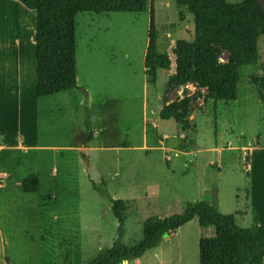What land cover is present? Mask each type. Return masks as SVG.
I'll use <instances>...</instances> for the list:
<instances>
[{
    "label": "rangeland",
    "instance_id": "rangeland-1",
    "mask_svg": "<svg viewBox=\"0 0 264 264\" xmlns=\"http://www.w3.org/2000/svg\"><path fill=\"white\" fill-rule=\"evenodd\" d=\"M255 2L264 12V0ZM35 7L36 0H0V145L14 149L0 153V264L90 261L117 238L118 223L109 199L125 204L122 243L129 247L141 239L145 220L180 214L186 203L208 200L219 213L233 214L238 226L254 225L251 216L243 217L249 155L240 147L258 143V134L264 133V105L258 100V93L264 99L260 82L264 76V22L256 20L255 64L238 70L236 100L214 104L206 98V90L190 84L167 88L165 80L175 70L176 42L193 40V17L173 0H153L157 52L171 64L169 71L157 72L155 87L162 89L159 102L163 105L164 98L189 100L183 125L173 119L161 120L156 113L157 128L149 129L148 124V130L157 134L155 140L160 139L162 146L150 145L148 151L103 150L102 139L94 135L97 128H92L94 115L87 95L78 89L84 97L78 122L86 129L78 133H91L92 139L74 151H19L16 146L33 143L35 136ZM149 13L150 9L122 19L114 15L75 17L78 58L87 72L91 59L102 66L113 54L112 60L121 63V71L125 69L126 82H132L133 101L125 117L133 141L141 125L140 90L134 78L142 74L140 57L148 36ZM27 45L26 57L34 62L32 78L28 74L22 78L16 73L15 60H6H12L16 48ZM219 61H228L224 50L219 51ZM82 106L88 110L85 114ZM31 173L38 176L40 194L47 197L43 222L39 195L20 190L21 179ZM207 194L212 196L208 199ZM198 222L193 219L126 264H199V238L210 236L200 233Z\"/></svg>",
    "mask_w": 264,
    "mask_h": 264
},
{
    "label": "trees",
    "instance_id": "trees-1",
    "mask_svg": "<svg viewBox=\"0 0 264 264\" xmlns=\"http://www.w3.org/2000/svg\"><path fill=\"white\" fill-rule=\"evenodd\" d=\"M173 2L192 15L193 40L189 44L180 40L176 42L175 70L168 77L167 88L190 84L206 90V98L214 104L235 101L239 68L256 62L259 37L256 20L264 22V12L255 0H242L238 3H228L225 0ZM152 3L153 0H36L33 22L35 95H52L76 87L73 22L75 12H146L150 9L144 68L147 83L154 84L157 71L169 69L170 62L157 52ZM220 50L228 54L227 62L219 61ZM260 82L264 89V76ZM258 100L264 105V99L259 93ZM166 101L164 98V102ZM188 102V99L183 98L178 102L164 104L159 113L160 119H173L183 125L188 117ZM81 109L84 114L85 111L88 112L85 106ZM214 129L216 130V124ZM91 139L89 133L88 141ZM40 189L41 184L36 174L31 173L21 179L20 190L23 193L39 195V214L43 222L47 211V197L40 194ZM109 203L112 215L118 223L117 238L113 244L99 251L86 263L76 261L64 264L130 263L142 257L148 250L156 248L164 234H172L194 218H201L214 228L213 236L199 238V264L264 262V224L242 228L237 225L234 215L221 214L204 201L186 203L180 214L145 220L141 226V239L131 247L122 243L125 204L122 200L112 199H109Z\"/></svg>",
    "mask_w": 264,
    "mask_h": 264
},
{
    "label": "crops",
    "instance_id": "crops-1",
    "mask_svg": "<svg viewBox=\"0 0 264 264\" xmlns=\"http://www.w3.org/2000/svg\"><path fill=\"white\" fill-rule=\"evenodd\" d=\"M142 13L145 12L112 13L106 11H97L74 13V64L76 87L71 88L69 90L57 92L52 95H46L41 97L35 96V100L33 102L35 111L34 141L33 143H29L26 145L24 143L20 144L15 147L16 150H76L80 146L74 141L79 134L78 131H80V129L83 130V132L86 131L85 125L83 126V123L78 122L80 119L79 106L84 101V97L79 91L80 89H83L85 91L87 95L88 105L94 115L93 122L95 125L92 124V128H97L94 132L95 137H99L102 139L103 143L100 144L101 149L112 151H121L127 149L148 151L152 148L149 147L150 145H163V142L160 139L155 140L157 134L148 130V124H150L149 129L157 128L156 121L154 120V115L156 113L157 115H159L163 106V103L159 102L160 96L162 95V89H156V82L154 84H148L146 81L144 56L147 49L148 36L145 41L142 57H140V64L143 67L141 70L142 74L134 78V80L139 85L141 109V125L137 135V140L135 141L131 140L132 133L125 117L127 115V111L131 109V103L133 101V95L131 94L132 82H126V79L124 77V75H126L125 69L121 71V63L117 59L112 60L111 57L113 54L109 56L108 60H105L103 62L102 66L99 65V63L96 62L94 59H91L90 63L88 62L90 68L89 73L87 72L85 65L83 63L80 64L78 58L80 56V53H78V47L76 45V15H114V17H117L116 19H122V17H124L125 15ZM26 55L28 56V45L27 48H16V51H14V55H10V57H12V60H6L7 62H12L13 60H15L16 73H18V75H21L22 78L25 74H28V77L32 78L34 74V68L32 67V63L34 62L33 59H31V56L27 58ZM170 69L171 64L169 69L161 70L169 71ZM168 77L165 81L168 80ZM178 94L180 93L178 92ZM149 96L151 97V99L149 98ZM169 102L171 101L167 99L165 104H168ZM154 105L159 108L157 112L153 110ZM146 110H149V115L146 113ZM121 115H123L122 119H124V121H121ZM258 135V138L261 137L258 143H255L253 141L255 143L254 145H250L249 147H240L241 150L247 151L249 155L248 162L246 163L245 180L247 191L244 199L243 208L245 211L243 217L251 216V219L255 225H262L264 224V198L261 199L260 197V193L263 192V189L261 188L260 184L262 185L264 179V133H259ZM165 138L166 137L163 136L162 140L165 141ZM88 140L86 142H88ZM12 148L13 147L0 145V153L13 151L14 149ZM211 196L207 194L206 197L209 199ZM206 202L209 204L208 200ZM212 207L219 212V210L217 209L218 207ZM234 218L236 220L235 216ZM194 219H197L199 221L198 226L201 234L207 233L210 237L214 235V228L210 224L206 223L201 218Z\"/></svg>",
    "mask_w": 264,
    "mask_h": 264
},
{
    "label": "water",
    "instance_id": "water-1",
    "mask_svg": "<svg viewBox=\"0 0 264 264\" xmlns=\"http://www.w3.org/2000/svg\"><path fill=\"white\" fill-rule=\"evenodd\" d=\"M82 93L86 96V93L84 91H82ZM88 140V135L80 132L77 136V138L75 139V143L83 146L85 144V142ZM168 236V234H164L163 237L166 238ZM127 262H124L123 264H126Z\"/></svg>",
    "mask_w": 264,
    "mask_h": 264
},
{
    "label": "bare ground",
    "instance_id": "bare-ground-1",
    "mask_svg": "<svg viewBox=\"0 0 264 264\" xmlns=\"http://www.w3.org/2000/svg\"><path fill=\"white\" fill-rule=\"evenodd\" d=\"M258 186H259V185H258ZM260 186H261V188L263 189V192L260 193V197H261V199H263V198H264V179H263V183H262V185L260 184Z\"/></svg>",
    "mask_w": 264,
    "mask_h": 264
}]
</instances>
